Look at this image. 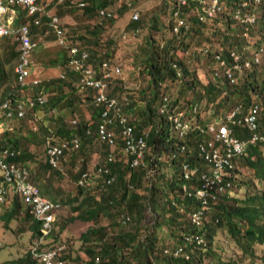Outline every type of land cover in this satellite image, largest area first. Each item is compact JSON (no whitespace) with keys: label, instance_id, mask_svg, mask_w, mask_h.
Returning a JSON list of instances; mask_svg holds the SVG:
<instances>
[{"label":"trees","instance_id":"1","mask_svg":"<svg viewBox=\"0 0 264 264\" xmlns=\"http://www.w3.org/2000/svg\"><path fill=\"white\" fill-rule=\"evenodd\" d=\"M84 1V8L77 7L74 0L58 2L56 15L60 17V26L68 41L88 53L86 66L96 72L103 62L111 67L117 63L122 66L121 56L115 53V46H111L114 42L111 36L107 37L110 39H100L104 29L99 21H93L92 27L86 26V31L73 34L76 27L63 21L64 9L70 12L75 8V16L94 19L100 7H107L114 12L111 22H122L123 28L134 34L129 57L140 66L146 84L139 89H128L121 77L110 73L106 93L115 97L128 111L127 120L133 135L135 138L142 136L145 148L141 163L132 167L131 156L124 153L117 126L113 128V144L98 137L96 125L100 122L103 105L94 106L95 92L92 88L82 86L83 91H77V86H81V74L65 66L64 51L62 55L58 54L57 59L49 60L52 66H60V71L65 73L63 78L56 75L43 79L34 87L13 88L11 91L5 70L6 59L8 56L16 58L19 44L13 39L0 41V86L4 84L0 100L7 99L13 113L10 119L5 116V111L0 116V120L7 121L8 128H11L1 132L0 147L21 150L17 156H9L5 161L25 165L41 194L58 202L59 208L66 207L75 212L71 219L94 224L80 233L79 238L85 246L79 253H74L65 242L68 239L62 240L54 235L55 225L59 224L57 221L52 223V229L41 245L47 249L58 248L63 264H244L245 261L255 264L256 260L264 264V252L258 254L256 249L257 245L264 244V146L249 144L246 152L233 162L232 170L233 188L238 189L237 173L241 168L251 169L255 178L263 183L262 187H254L250 193L246 191L243 197H237L231 193L232 189H226L215 200L210 197L203 199L195 195L200 180L185 179L182 165L204 166L198 145L213 140V136L199 129L178 131L166 119L167 114L182 110L186 118L194 117L199 126L205 127L213 121L223 120L234 107L241 106L243 114H246L249 107L257 105L256 131L264 134V65L243 67L242 71L231 68L234 63L232 53H238L242 61L258 55L264 62V0L258 3L245 0L248 1L245 7L241 5L244 0H220L221 8L211 18L203 13L210 0H187L184 5L177 0H157L159 10L153 9L148 13V9L138 7V20L130 19V8L124 0ZM132 2L136 3V0ZM37 3L41 4L39 0ZM17 8L14 24L20 25L29 17L21 6ZM237 12L239 17L235 15ZM249 12L255 18L253 23L247 24L242 19ZM200 15H205L203 20ZM38 16L41 23L36 26L32 19L29 35L34 42L40 43L39 37L46 31L48 17L45 14ZM135 47L138 53L134 55ZM223 62L224 66L220 65ZM226 68H230L233 81L225 75ZM42 93L47 96L43 105L30 108L25 116L16 115V99ZM164 97L168 99L165 113L160 112ZM86 106L90 113L84 116L80 110ZM39 110L49 113L50 125L46 121L42 123V120L31 123V115ZM14 120L26 121L25 130L19 126L14 131L8 123ZM34 124L38 129L33 128ZM251 132L240 126L234 129V134L242 138H247ZM74 139L77 146L68 143ZM62 140H67L66 146ZM90 141L99 145L95 169L100 166L108 168V175L113 176L111 182L97 187L100 190L98 197L87 186L77 184L81 174L88 169L92 149L86 144ZM46 143L60 145L57 166L76 182L73 191L61 198L50 195L59 192V187L51 186H55L52 182L61 176V172L41 156L39 146ZM213 146L217 147L218 142ZM109 153L114 155L112 162L106 159ZM31 163L34 167L29 166ZM84 192L89 194L79 198ZM20 195L7 188L0 202V222L9 227L11 221L21 217L29 223L28 251L0 264L38 263L30 249L40 232L41 223L32 217ZM198 210L203 213L201 227L193 226L190 221V214ZM121 214L130 217L132 226L106 240L107 228L120 225L114 219ZM101 215L110 220L107 225L95 224ZM214 224L220 225L235 245L233 256H228V259L222 258L217 251L219 247L214 248L212 244ZM158 228H165L167 234L159 237ZM188 236H202L203 243L187 241ZM178 248L180 252L174 255ZM164 249L168 252L165 253Z\"/></svg>","mask_w":264,"mask_h":264},{"label":"built area","instance_id":"2","mask_svg":"<svg viewBox=\"0 0 264 264\" xmlns=\"http://www.w3.org/2000/svg\"><path fill=\"white\" fill-rule=\"evenodd\" d=\"M62 1V0H59ZM178 3L184 5L187 0H177ZM201 1V0H200ZM220 0H210V5L203 9V13L208 17H213V15L218 12L221 8L219 5ZM253 3H258L260 0H250ZM79 6H83L84 2L78 0ZM248 4V1H243L241 4L242 7H245ZM16 6H21L28 15H35L41 11V8L36 4V0H0V38L3 36H11L17 39L20 43V54H19V63L16 67L17 71V81L20 85H25L27 83L26 77L29 73L28 64H29V54L31 49L34 47V42H32L28 35L27 25H14V19L16 16L15 12L17 9ZM99 15L105 18L111 16V12L105 8L99 10ZM236 17H239L237 12ZM203 16L200 15L199 18L203 20ZM138 13L133 12L131 15L132 19H137ZM255 15L252 12H249L242 21L244 23L250 24L254 22ZM241 20V18H240ZM36 24H40V19L37 18L34 21ZM180 24V22L178 23ZM47 25L50 30L54 32L58 43L64 44L65 39L63 37L62 29L59 27L58 17L52 15L48 21ZM70 58H68V67L73 71H78L81 73L80 80L83 81V84H80L84 87H91L96 90L95 95V104L104 105V109L101 113L102 121L98 128V133L100 136L111 141L112 133L106 129V122L109 114L117 108L115 98L108 97L106 93L107 88V78L109 76V70L114 73H119L120 65L109 66L108 63L104 62L101 65V75L99 77H94L93 71L90 68L83 66V59L87 57V52L80 51L76 46H70L69 48ZM219 58V56H216ZM234 60H237V56H233ZM222 65L224 63H221ZM230 71L226 73L230 76ZM32 84H36L38 80H33ZM38 102L42 103L45 100V97L42 95L37 98ZM34 100L32 98H27L25 103H17V115H23V106L24 104L33 105ZM9 105L8 101L0 103V115L2 111L7 108ZM256 106L249 110L248 114L244 116L243 121L246 124V128L250 131L256 129L255 115L254 111ZM234 115V112L231 113L230 117ZM6 117L11 116V112L7 110L5 113ZM184 111H177L174 114L168 115V120L172 123L173 127L176 130L187 131L189 128H192L194 121L192 119L184 118ZM234 123V122H233ZM119 127L121 129V135L124 139L125 150L132 155L131 165L136 166L140 162L136 158L143 157V150L145 148V141L142 136L135 138L132 132V127L128 124L126 117H121L119 119ZM208 130L214 133L213 140L207 142H202L198 147V154L205 161L208 166V169H202L197 166L190 167L188 163H184L182 166L183 177L187 180L189 179H198L201 184L200 187L196 188L195 195L200 198L210 197L211 200H215L216 196L223 193L226 188L231 186L229 180H224V176L233 168V158L242 155L248 144L254 143L256 141L264 142V135H258L256 132H252L247 138L234 137L229 129L225 125H220L217 129L214 125H209ZM215 142H218V146H213ZM64 146V144H62ZM60 146L52 145L49 146L47 150V155L50 164L57 166V154L60 152ZM15 151L9 149L8 147L0 148V173L3 181H13L16 191L21 192L24 195L25 201L32 204L30 212L33 216L41 222L40 231L41 235L35 240V245L32 248V253L34 257L41 259L43 264H63L64 261L60 258L59 249H48L37 251V246L42 242L43 236L47 234L51 229V224L54 220V215L52 211L54 207H57L56 204H53L48 199L39 196L38 191L35 187L30 185L27 181V172L24 169L17 168L13 163L5 161L7 157L12 156ZM112 179V178H111ZM110 179V180H111ZM3 184L0 183V192H4ZM205 203V200H203ZM202 211L198 210L191 214V221L196 225L201 224ZM198 243L200 239L197 240ZM166 252V251H165ZM180 248L174 251V254H178ZM69 264H73L68 262ZM79 264H85L81 262Z\"/></svg>","mask_w":264,"mask_h":264},{"label":"rangeland","instance_id":"3","mask_svg":"<svg viewBox=\"0 0 264 264\" xmlns=\"http://www.w3.org/2000/svg\"><path fill=\"white\" fill-rule=\"evenodd\" d=\"M39 1L41 3L40 5L38 4L41 8L40 13L45 14L47 17L51 14L53 15L54 13L56 14V9L59 7V4H57L58 3L57 0H39ZM124 1L126 2V1H132V0H124ZM156 3H157V0H136V3H133V7L135 9H138V7L148 9V13H149V11L153 9L159 10V6L157 8ZM74 12H75V8L74 10H71L70 12L66 11V9H64V12L62 11V17H64L63 21H65L69 25H72L73 27H76V29H73L74 30L72 32L73 34H79V33L86 31V29L84 30L86 26L92 27L91 26L92 22L98 21L97 18L90 19L86 17L81 18L80 16H75ZM131 12L132 10H130L129 16L131 15ZM58 18L60 19V17ZM112 20H113V17L110 19H103L101 21L104 31L100 33V39L101 40L110 39V38H107L108 36H111L114 39V42L111 43V46L113 48L115 46V53L118 56H121V62H122V68H121V73L119 77L123 79L124 87L128 89H139L141 86L146 84V78H145V75L141 74L140 66L136 64L137 62L133 63L134 60L132 61V57H129L130 52L132 50L131 44L133 43L131 42V39L134 38V34L129 32L127 28L126 29L123 28L124 24L122 22H116L113 24ZM39 38H40V43H38V46H36L32 54L33 66H35V67H32L33 72H34V73L32 72V75L34 74L35 76L38 77V79H40V81H42L43 79L51 78L59 74L61 70L60 66L59 65L52 66L49 60L57 59L58 54L62 55L63 54L62 52L65 51V49L57 43V40L53 36L52 32L48 31L47 34H45L44 32V34ZM137 51H138V48L135 47L132 53L135 55L138 53ZM28 111L29 109L26 110V113H28ZM80 111H81V114L84 116H87L90 113L89 108L87 106L86 108L83 107ZM129 113L132 114V111H129ZM48 115L49 113L46 114V111L44 113V110H39L37 118L38 120H42V123L46 121V124L50 125V119L48 118L49 117ZM128 115H129L128 111L125 109V107L122 105H119L109 114L107 118V122H106V129L110 131L111 133H114L113 128L115 126H117L118 128L119 119L121 117L127 118ZM25 122L26 121L14 120L13 123H10V122L8 123L12 125V128L15 131L16 128L19 126L22 127L21 128L22 130H25V124H26ZM33 122L34 121H31V123ZM5 127L6 126H3L2 128H0V134H1V129ZM86 145H88L92 149V152H90L89 163H88V169H91L93 164L97 160V153H96L97 150L96 149L99 148V145L95 141H90V143H87ZM39 150H40L41 156L43 157L44 146L40 145ZM262 152L264 154L263 148H262ZM79 158H81V155H79ZM116 158H119V156H116ZM77 161H80V160H77ZM30 166L34 167V163H31ZM232 170L233 169L228 171V173L224 176V180L225 181L229 180L231 182V186L226 189L228 191H231L232 189L231 193L236 194L237 197H243L246 191L250 193L254 187L258 189L262 187L263 183L261 184V182H259L255 178L251 169L241 168L240 171L237 173V177L239 178L237 182L238 189H236L235 187L233 188L232 187V183H233ZM234 183H235V180H234ZM75 184H76L75 180H73L68 175H66L65 172L61 173V176L55 177L52 182V185H55V186H51V187H56V186L59 187L60 188L59 192L56 194L50 193V195L57 197V198L64 197L66 196V194L73 191ZM89 184L91 186H89L88 188L91 190L92 194L98 197V193L100 190L97 187L99 186L96 183H92V181H90ZM88 194L89 193L84 192L83 194H81V196H79V198H81L82 196H86ZM1 212H2V208L0 210V213ZM56 213H57L56 221L59 222L60 227H58L57 229V226H59V224L55 225L54 235H58L60 239L62 240H65L64 238L68 239L67 241L65 240V242L70 245L74 253L75 251L76 252L78 251V253L81 252L85 244L81 242L79 235L80 233L84 232L87 228L91 227L94 224L92 223V221H84L78 218L71 219L70 216L72 214L75 215V212H72L66 207L61 208V210L56 211ZM23 215H24V212L22 211V216ZM117 218L118 217H115L114 221L117 222L118 221ZM190 221H191V217H190ZM109 222L110 220L106 216L101 215L100 218L95 222V224L107 225ZM28 224L29 223L27 221H24L21 217H20V220L11 221L9 223V227H5L0 222V262H5L7 260H14L17 257H21L27 253L28 247H29L28 239L30 237V232H29L30 230L28 229ZM132 224H133V221L131 222L128 221L127 224H120L118 226H113L112 228L108 227L107 228L108 236L105 237V239L108 240L110 235L112 234L123 232L127 229L129 230ZM192 225L195 227H201V225H196L194 223H192ZM212 226H213L212 228H214V230L212 231L213 234H211L212 244L214 248L215 246L219 247L217 248V251H218V254H220L222 258L228 259V256L230 255L233 256L232 252H234L235 245L232 242V240L229 238L228 234L225 231H223L220 225L214 224ZM166 234H167V230L165 228L157 229V235L159 237H164ZM60 235L63 238H61ZM186 238H187V241L194 240L196 241L197 244L203 243L202 236H194V237L188 236ZM198 239H200L199 243L197 241ZM256 249H257L258 254H260L261 252L263 253L264 244L257 245ZM164 252L167 253L168 249H164ZM244 264H247V261H245ZM255 264H260V261L256 260Z\"/></svg>","mask_w":264,"mask_h":264},{"label":"clouds","instance_id":"4","mask_svg":"<svg viewBox=\"0 0 264 264\" xmlns=\"http://www.w3.org/2000/svg\"><path fill=\"white\" fill-rule=\"evenodd\" d=\"M63 1V0H62ZM62 1H59V0H57V2H62ZM77 1L78 0H74V2L76 3V5H77V7H79V8H84L85 6H86V1H84V0H80V1H83L84 2V5L83 6H79L78 5V3H77ZM126 3H127V5L129 6V8H130V10H132V12H131V15L133 14V12H137L138 13V17H137V19H132L131 18V15L129 16L130 17V19L131 20H138L139 19V12H138V10L137 9H135L134 7H133V2L132 1H126ZM36 4L38 5V3H37V0H36ZM39 6V5H38ZM40 7V6H39ZM101 8H105V9H107V10H109L110 12H111V16L110 17H108V18H105V17H102V16H100L99 15V10L101 9ZM26 12V11H25ZM38 14H42V13H37V14H35V15H28V17H29V19H27V21L25 22V23H22V24H20V25H27V27H28V35H29V23H30V21L32 20L33 21V23H34V25H36V26H38V25H40V24H36L34 21L37 19V18H39L40 19V17L38 16ZM53 14H51V15H49L48 16V19L52 16ZM55 16H57L56 14H54ZM113 13H112V11L109 9V8H107V7H100L98 10H97V14H96V16H97V19H98V21H99V23L100 24H102L101 23V21L103 20V19H110V18H112L113 16ZM16 16H17V13H16ZM16 16H15V19H16ZM58 17V16H57ZM15 19H14V22H15ZM48 19H47V21H48ZM58 20H59V18H58ZM47 21H46V26H47V30L45 31V34H47V32L49 31V32H52L51 30H50V28H49V26L47 25ZM40 23H41V20H40ZM15 25V24H14ZM16 26H19V25H16ZM59 27L61 28V26H60V20H59ZM62 29V28H61ZM54 32H52V34H53ZM62 33H63V37H64V39H65V42H64V44L62 45V44H59L58 43V40H57V38H56V36H55V34H53V36L55 37V39L57 40V43L61 46V47H63L64 49H65V51L64 52H67L68 50H69V48H70V46H76V44H74V43H72V42H70V41H68V39H67V37H66V35H65V33H64V30L62 29ZM29 38H30V35H29ZM5 39H13L14 41H17L18 42V44H19V48H18V52H17V56H16V58H14V59H11V57L10 56H8V58L7 59H9V60H7L6 59V65H5V70H6V72H7V74H8V82H9V84H10V89H11V91H12V89L13 88H19V89H21V88H27V87H34L35 85H38L41 81H40V79H38V77L37 76H35L34 74L32 75V72H33V69H32V67H35V66H33V59H32V54H33V51H34V49L36 48V46L38 45V42H34L31 38H30V40L32 41V42H34L35 44H34V47L31 49V51H30V54H29V64H28V70H29V73H28V75H27V77H26V80H27V83L25 84V85H20L19 83H18V81H17V71H16V67L18 66V63H19V54H20V43H19V41L17 40V39H15L14 37H11V36H3V37H1L0 38V41H3V40H5ZM2 46H0V48H1ZM76 47H78V46H76ZM79 48V47H78ZM262 48H264V47H262ZM79 50L80 51H84V50H81V48H79ZM86 52V51H85ZM231 56H232V58H233V61H234V63L231 65V68H233V69H236V70H240V71H242V69H243V67H246V68H251L252 66H254L255 64H258V65H264V62L262 61V59L258 56V55H255V56H253V58L252 59H250V58H248V59H245L244 61H242L243 59H241L240 58V56H239V54L238 53H236V54H231ZM233 56H237L238 58H237V60H234V57ZM87 58H88V53H87V57L85 58V59H83V66H85V67H87V68H90V67H88V66H86L85 65V61L87 60ZM104 63V62H103ZM102 63V64H103ZM107 63V62H106ZM224 63V62H223ZM101 64V65H102ZM119 63H117L116 65H118ZM109 65V64H108ZM120 65V71H119V73H114L113 71H110L109 70V72L110 73H113L115 76H119L120 75V73H121V64H119ZM220 65H222L221 63H220ZM65 66L66 67H68V58H66V60H65ZM110 66V65H109ZM222 66H224V64L222 65ZM68 69H69V67H68ZM92 71H93V75H94V77H99L100 75H101V66L98 68V71L96 72L94 69H92V68H90ZM69 70H71V69H69ZM230 71L229 73H230V76L225 72V75L227 76V77H229L230 78V80L231 81H233L234 80V78H233V74H232V72H231V70H230V68H226V71ZM71 71H73V70H71ZM74 72H77V73H79V74H81L80 72H78V71H74ZM34 73V72H33ZM110 73H109V76H110ZM64 72L63 71H60L59 72V77H61V78H63L64 77ZM97 74V75H96ZM177 74H179V72L177 71ZM12 76H13V78H12ZM109 76H108V78H109ZM11 78H12V80H11ZM108 78H107V82H108ZM38 80V82L36 83V84H32L33 82V80ZM80 85V84H79ZM108 86V85H107ZM91 88V87H90ZM0 89H2V91H4V84L3 85H1L0 86ZM107 89V88H106ZM92 90H94V92H95V94L93 95V103H94V106H100V105H103V104H100V105H96L95 104V95L97 94L96 93V90L95 89H93L92 88ZM77 91L78 92H81V91H83L82 90V86H77ZM10 93V92H9ZM44 96L45 97V100H44V102H42V103H40V102H38V100H37V98L38 97H40V96ZM108 95V94H107ZM108 97H110V96H108ZM27 98H32L33 100H34V103H33V105H29V104H24V106H23V108H24V110H23V115L25 116V113H26V110L27 109H30V108H32V107H34L35 105H43L45 102H46V99H47V96L44 94V93H42V94H38V95H36V96H26L25 98H20V99H16L15 100V102H17V103H20V102H24L25 103V101H24V99H27ZM113 98H115V97H113ZM7 99H4V100H0V103H2V102H4V101H6ZM115 100H116V102H117V104L118 105H122V104H120V102L115 98ZM8 101V100H7ZM8 103H9V101H8ZM9 105H11L10 103H9ZM9 105H8V107L7 108H5L2 112H7V110H9L10 112H11V110L9 109ZM254 106V105H253ZM253 106L252 107H249L248 108V110H247V113L246 114H243V112H242V107L241 106H237V107H234L232 110H230V112L225 116V118L223 119V120H219V121H213V122H211V123H209V124H207L205 127H201V126H199L198 124H197V119H195L194 117H193V121H194V124H193V126H192V129H199L201 132H204V133H207V134H211L212 136L214 135V133H212L211 131H209L208 130V126L209 125H214L215 126V128L217 129L220 125H225V126H227L229 129H231V133H232V135L234 136V137H238V136H236L235 134H234V129H235V127L236 126H240V127H242V128H246V124L244 123V121H243V118H244V116L245 115H247L248 114V112H249V110L250 109H252L253 108ZM255 106H257V105H255ZM167 108H168V99H167V97H164L163 98V102H162V105H161V107H160V112H163V113H165L166 112V110H167ZM15 109L17 110V105H16V107H15ZM103 109H104V105H103ZM103 109H102V111H103ZM196 108H194V110H195ZM102 111H101V113H102ZM182 111V110H181ZM232 112H234V115L233 116H231L230 117V115H231V113ZM256 110L254 111V115H255V122H256V129H257V120H256ZM11 114H13L12 112H11ZM170 114V113H169ZM169 114H167L166 115V119L168 120V115ZM17 115V114H16ZM22 115V116H23ZM1 116V115H0ZM13 115H11L10 117H7V119H10L11 117H12ZM18 116V115H17ZM37 116H38V112H36V113H33L32 115H31V117H32V120L31 121H34V122H36V121H38V118H37ZM18 117H21V116H18ZM100 118H101V116H100ZM128 119V118H127ZM101 121H102V118L100 119V122L96 125V133H97V135H98V137H100L101 138V140L103 139V140H105L107 143H112L113 144V138H114V133H112V139H111V141H109L108 139H106V138H104V137H102V136H100L99 135V133H98V128H99V125H100V123H101ZM128 121V120H127ZM169 121V120H168ZM3 122H7V121H1L0 120V128H2L3 127ZM33 122V123H34ZM170 122V121H169ZM234 122V123H233ZM8 128V127H7ZM33 128H35V129H38V126L36 125V124H34L33 125ZM118 130H119V132H120V135H121V129H120V127L118 126V128H117ZM256 129L254 130V131H252V132H256L258 135H264L263 133H258L257 131H256ZM3 131H5V130H2L1 129V132H3ZM250 131V130H249ZM251 132V133H252ZM87 134L89 133V131H87L86 132ZM250 133V134H251ZM249 137V136H248ZM121 138H122V143H123V150H124V153H126V154H129L126 150H125V147H124V139H123V137H122V135H121ZM239 138H242V137H239ZM62 142L63 143H65V146H66V142H67V140H62ZM73 143V146H77L76 145V142H77V140L76 139H74V140H72V141H68V143ZM254 143H259V144H261V145H263L264 146V142H261V141H256V142H254ZM250 144H253V143H250ZM55 145V144H54ZM249 145V144H248ZM248 145H247V147H246V149L248 148ZM43 146H44V154H43V157L46 159V161H48V163H50L49 162V159H48V155H47V150H48V148H49V144L48 143H46V145H44L43 144ZM60 146V145H59ZM5 147H8L9 149H10V147L9 146H5ZM198 147H199V145H198ZM0 148H2V147H0ZM4 148V147H3ZM12 150V149H11ZM13 151H15V153L12 155V156H17L19 153H20V149H18V148H14L13 149ZM245 152H246V150H245ZM244 152V153H245ZM243 153V154H244ZM110 155L109 156H106V159H107V161L108 162H112L113 160H114V155L112 154V153H109ZM242 154V155H243ZM130 155V154H129ZM242 155H240V156H238V157H235V158H233V162L237 159V158H240ZM131 156V159H132V155H130ZM200 156V155H199ZM131 159H130V166H132L131 165ZM203 160V159H202ZM205 162V161H204ZM9 163H13L14 165H16L17 166V168H19V169H24V170H26V172H27V181H28V183L30 184V185H32L33 187H35L36 189H37V191H38V194H39V196H41V197H44V198H46V199H48L50 202H52L53 204H56L57 205V207H60V204L58 203V202H56V201H53L51 198H49V197H47L46 195H43V194H41L40 193V191H39V189H38V187L34 184V182H33V180L30 178V176H29V173H30V170L25 166V165H19L18 163H14V162H9ZM141 163V162H140ZM139 163V164H140ZM138 164V165H139ZM96 162L93 164V166H92V168L91 169H87V170H85L82 174H81V176L79 177V179H78V181H77V184L78 185H81V186H83V185H85V186H87V187H89L90 186V181H92V183H96L98 186L100 185H102L103 183H105V184H107V183H109V182H111L112 180H113V176H109L108 174H109V169L108 168H105V167H102V166H100V167H98L97 169H95L96 168ZM138 165H136V166H138ZM29 166H30V164H29ZM132 167H135V166H132ZM233 167H234V164H233ZM55 168H58V170L61 172V173H64L63 171H62V168H60V166H56ZM200 168H202V169H208V166H207V164L205 163V165L204 166H201ZM233 169V168H232ZM0 175H1V173H0ZM112 178V179H111ZM111 179V180H110ZM0 183L1 184H3V189H4V192L2 193V192H0V202H2L3 201V194H5V192H6V190H7V188H11V189H13L15 192H17L19 195H20V193L21 192H18V191H16V188H15V185H14V182L13 181H10V182H7V181H3V179H2V176H1V180H0ZM5 185H6V187H5ZM22 194V193H21ZM22 198V199H21ZM20 199L22 200V202L26 205V208L28 209V211H29V213L32 215V217L33 218H35L34 216H33V214L30 212V209H31V207H32V204L30 203V202H26L25 201V198H24V195H20ZM195 212V211H194ZM52 213H53V215H54V220H53V222L54 221H56V211L55 210H53L52 211ZM193 213V212H192ZM191 213V214H192ZM191 214H190V217H191ZM202 216H203V214H202ZM202 216H201V226H202ZM36 219V218H35ZM37 221H39L38 219H36ZM118 221L120 222V224H127V222L128 221H130V217L129 216H127V215H125V214H121L119 217H118ZM40 222V221H39ZM52 222V223H53ZM41 223V222H40ZM41 226V225H40ZM52 224H51V229H52ZM51 229H50V231H51ZM49 231V232H50ZM49 232L47 233V234H45L44 236H43V239H42V242H40L39 244H38V246H37V251L39 252V251H42V250H48L47 248H45L43 245H41L43 242H44V239H45V237L49 234ZM41 235V231L39 232V234H38V236H36L34 239H33V244H32V246H31V249H30V252H31V255H32V257L33 258H35L37 261H38V263L39 264H43V262L41 261V259L40 258H38V257H34L33 256V253H32V248H33V246L35 245V240L39 237ZM53 249H55V248H53ZM52 250V249H51ZM72 263V262H71ZM81 263V262H80ZM74 264V263H73ZM86 264V263H85Z\"/></svg>","mask_w":264,"mask_h":264},{"label":"bare ground","instance_id":"5","mask_svg":"<svg viewBox=\"0 0 264 264\" xmlns=\"http://www.w3.org/2000/svg\"><path fill=\"white\" fill-rule=\"evenodd\" d=\"M15 8L17 9L15 12H18V8H17V6H16ZM64 56H65L66 58H70V52H69V50H68L67 52H64ZM80 84H83V81H81ZM24 101H26V99H24ZM182 133H183V132H182ZM136 159L140 162V159H141V158H136ZM54 210H55V211H60L61 208H59V207H54Z\"/></svg>","mask_w":264,"mask_h":264},{"label":"crops","instance_id":"6","mask_svg":"<svg viewBox=\"0 0 264 264\" xmlns=\"http://www.w3.org/2000/svg\"><path fill=\"white\" fill-rule=\"evenodd\" d=\"M1 93H2V89H0V94H1ZM2 124H3V126H6V127L3 128L2 130L11 129V128H7V127H8L7 122H3ZM6 124H7V125H6Z\"/></svg>","mask_w":264,"mask_h":264}]
</instances>
